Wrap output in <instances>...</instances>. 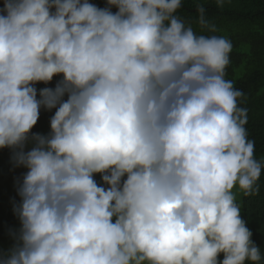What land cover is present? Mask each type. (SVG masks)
I'll use <instances>...</instances> for the list:
<instances>
[{
    "label": "clouds",
    "instance_id": "obj_1",
    "mask_svg": "<svg viewBox=\"0 0 264 264\" xmlns=\"http://www.w3.org/2000/svg\"><path fill=\"white\" fill-rule=\"evenodd\" d=\"M181 5L3 0L0 149L26 171L0 264H264L237 203L264 159L225 78L232 41Z\"/></svg>",
    "mask_w": 264,
    "mask_h": 264
},
{
    "label": "trees",
    "instance_id": "obj_2",
    "mask_svg": "<svg viewBox=\"0 0 264 264\" xmlns=\"http://www.w3.org/2000/svg\"><path fill=\"white\" fill-rule=\"evenodd\" d=\"M100 7L105 6V0H90ZM206 9V18L218 29L215 33L202 31L197 23V5ZM3 0H0V7ZM113 11L115 9L113 8ZM175 15L186 25H191L194 32L200 35H217L227 37L232 41L230 64L226 68V79L233 81L234 87L244 93L238 101V106L247 109L248 121L245 125L248 139L254 141L255 158L264 159V0H230L223 9L216 6L215 0H182L181 8ZM53 84L49 86H53ZM38 84L37 87H44ZM42 110L33 132L47 133L49 120L54 113ZM9 151V149H6ZM5 149H0V172L8 164ZM101 183L100 175L95 176ZM260 192L255 196H243L240 193L241 218L253 233L252 240L264 254V169L260 180ZM13 204L8 203L0 193V240L6 241V250L12 246L9 230L17 229L18 218L13 212Z\"/></svg>",
    "mask_w": 264,
    "mask_h": 264
},
{
    "label": "rangeland",
    "instance_id": "obj_3",
    "mask_svg": "<svg viewBox=\"0 0 264 264\" xmlns=\"http://www.w3.org/2000/svg\"><path fill=\"white\" fill-rule=\"evenodd\" d=\"M6 150V149H5ZM7 155L3 156V158L8 157V164L6 165V169L0 172V193L4 196L5 200L10 204H18L20 197L17 195V181L22 177L23 173L26 171L24 168H14L12 163L10 162L11 152L10 150H6ZM7 161V158H6ZM235 191V189H234ZM237 203L240 205V193H237ZM19 225L17 226V229ZM9 239L14 243L11 236ZM6 250V241L0 240V251ZM219 259H223V256L219 257Z\"/></svg>",
    "mask_w": 264,
    "mask_h": 264
}]
</instances>
